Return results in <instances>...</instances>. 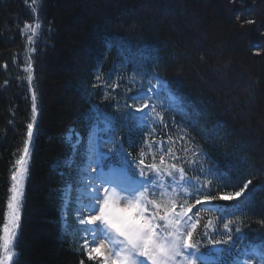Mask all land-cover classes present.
<instances>
[{
  "label": "trees",
  "instance_id": "obj_1",
  "mask_svg": "<svg viewBox=\"0 0 264 264\" xmlns=\"http://www.w3.org/2000/svg\"><path fill=\"white\" fill-rule=\"evenodd\" d=\"M39 18L42 30L30 53L38 111L19 264H79L81 259L94 264L80 249L84 238L74 230L79 227L74 204L64 217L66 194L74 199L78 182L69 157H84L97 131L92 127L97 109L115 121L114 133L98 134H115L137 154L144 137L122 118L126 90L131 87L128 95H133L139 87L140 76L129 83L134 73L165 80L195 122L189 131L211 160L233 177L253 180L247 201L213 203L237 215L243 210L247 239L264 241L258 223L264 220V0H42ZM34 19L25 0H0V222L13 153L22 147L32 116L31 93L22 79L30 46L21 29ZM106 38L115 39L119 49L106 51ZM97 74L109 83L124 77L113 99H104L112 90L96 80ZM165 115L170 127L158 128L157 138L173 131L171 119H185L184 113ZM208 131L218 136L209 139ZM70 133L80 141L69 142Z\"/></svg>",
  "mask_w": 264,
  "mask_h": 264
},
{
  "label": "snow or ice",
  "instance_id": "obj_2",
  "mask_svg": "<svg viewBox=\"0 0 264 264\" xmlns=\"http://www.w3.org/2000/svg\"><path fill=\"white\" fill-rule=\"evenodd\" d=\"M25 3L35 16L32 24L26 22L21 29L30 46L23 68L27 75L22 79H26L31 93L32 116L26 124L22 147L17 149L18 155L13 153L16 158L10 168L9 194L0 222V264H19L25 182L38 111L30 53L36 51L33 45L42 30L39 18L42 0ZM105 45L108 52L119 49L113 38H106ZM137 76L141 77L139 87L133 95H128L133 91L131 87L126 90L122 114L144 137L137 154L133 156L127 151L115 134H98L114 133L115 121L97 109L92 125L97 131L90 135L84 157L80 161L69 157L68 166L77 168L78 182L75 198L71 192L66 194L64 217L74 204L73 215L79 225L74 230L84 238L80 246L83 255L94 264H264V241L247 239L246 213L243 210L240 215L230 213L228 207L221 210L213 203H240L241 198L247 201L253 180L243 175L233 177L211 160L189 131L195 122L165 80L157 74L145 80L143 74L134 73L129 83H135ZM123 79L118 76L109 83L102 74H97L96 80L112 90L105 93V100L114 98L112 93ZM98 86L101 85H93ZM120 107L117 101V110ZM173 112L184 113L185 119L180 122L171 119L173 131L157 138L158 128L170 127L165 113ZM206 134L211 139L218 136V131ZM132 146L130 142L129 147ZM204 211L211 215L205 218ZM258 223L264 226V220ZM79 264L85 261L81 259Z\"/></svg>",
  "mask_w": 264,
  "mask_h": 264
},
{
  "label": "rangeland",
  "instance_id": "obj_3",
  "mask_svg": "<svg viewBox=\"0 0 264 264\" xmlns=\"http://www.w3.org/2000/svg\"><path fill=\"white\" fill-rule=\"evenodd\" d=\"M68 140H69V142H72V143H77V140L75 139V136H74V134L73 133H70L69 135H68Z\"/></svg>",
  "mask_w": 264,
  "mask_h": 264
},
{
  "label": "bare ground",
  "instance_id": "obj_4",
  "mask_svg": "<svg viewBox=\"0 0 264 264\" xmlns=\"http://www.w3.org/2000/svg\"><path fill=\"white\" fill-rule=\"evenodd\" d=\"M76 137H77V142H78V141H80V136H79V135H77Z\"/></svg>",
  "mask_w": 264,
  "mask_h": 264
}]
</instances>
